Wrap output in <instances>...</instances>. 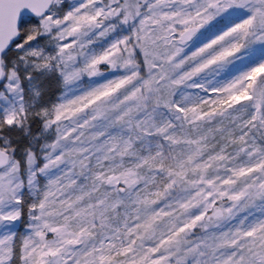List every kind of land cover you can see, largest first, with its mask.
<instances>
[{
	"label": "snow or ice",
	"instance_id": "snow-or-ice-1",
	"mask_svg": "<svg viewBox=\"0 0 264 264\" xmlns=\"http://www.w3.org/2000/svg\"><path fill=\"white\" fill-rule=\"evenodd\" d=\"M0 264H264V0H0Z\"/></svg>",
	"mask_w": 264,
	"mask_h": 264
}]
</instances>
